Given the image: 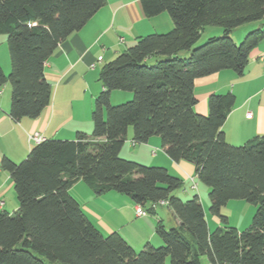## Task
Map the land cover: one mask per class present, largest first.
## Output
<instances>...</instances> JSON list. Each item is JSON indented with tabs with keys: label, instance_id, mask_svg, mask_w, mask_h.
Returning <instances> with one entry per match:
<instances>
[{
	"label": "trees",
	"instance_id": "16d2710c",
	"mask_svg": "<svg viewBox=\"0 0 264 264\" xmlns=\"http://www.w3.org/2000/svg\"><path fill=\"white\" fill-rule=\"evenodd\" d=\"M141 4L148 18L167 13L173 29L139 38L103 66L92 133L78 132L74 140L46 139L20 164L1 160L18 209L0 210V264H203L205 257L210 264H264V136L230 144L223 127L236 96L211 95L208 115H202L195 110L194 93L198 79L222 71L245 75L264 30L249 33L240 44L231 34L264 20V0ZM105 5L106 0H0V34L8 35L12 65L6 75L0 64V90L11 84L14 121L36 119L50 106L47 61ZM207 26L222 27L224 36L200 45ZM115 91L131 93L132 101L112 106ZM131 127L135 145L158 136L172 161L195 167L197 179L210 189L211 213L225 226L212 233L200 197H178L175 192L184 182L167 168L121 156ZM80 181L98 196L125 195L148 214L165 203L180 225H158L162 245L147 243L137 252L119 233L105 236L90 221L70 192ZM232 200L257 207L244 232L221 215Z\"/></svg>",
	"mask_w": 264,
	"mask_h": 264
},
{
	"label": "crops",
	"instance_id": "0c3cea01",
	"mask_svg": "<svg viewBox=\"0 0 264 264\" xmlns=\"http://www.w3.org/2000/svg\"><path fill=\"white\" fill-rule=\"evenodd\" d=\"M261 24L264 25V22ZM172 29L173 22L167 13L154 18L146 17L141 0H106V5L87 25L61 43L47 61L45 76L52 86L53 97L50 106L38 118L14 121L9 115L10 87H3L8 90L7 97L4 89L0 90V210L10 212L9 206L14 208V212L18 209V202L12 198L13 182L10 175L2 170L1 160L8 157L16 162L18 157L25 158L32 149L28 137L35 132H40L46 139L55 140H74L78 132L91 134L95 100L103 90L100 81L103 66L134 46L139 38L166 33ZM263 55L264 41L252 52L244 76H238L233 71H222L195 82L194 93L198 99L195 110L199 114L208 115V99L213 94L233 93L236 96V105L223 127L226 140L235 146H241L257 136H264ZM6 70L9 73L4 70L5 74L9 75L10 60ZM125 95L126 99L132 97L131 94ZM248 114H252V118L249 119ZM155 137L137 148L136 157H126L123 149L121 156L143 164L164 167L169 171L173 165L177 172L172 174L183 182L184 176L187 184H190L192 173L196 177L195 167L172 161L162 150L161 138ZM130 139H133L131 129L127 141ZM153 147L160 148L162 154H153L155 151L151 153ZM187 184L183 183L184 191L178 192L180 188L176 195L188 200L196 195L194 192H200L205 210L210 204L208 198L203 197L199 187L194 190L191 184L186 186ZM70 192L103 235L119 233L135 250H142L147 243L162 245L156 234L158 225L168 229L180 225L172 210L165 204H158L154 213L138 218L136 205L125 195L109 192L98 196L83 181L78 182ZM9 195L12 199L10 205ZM207 220L210 221L209 218ZM212 222L214 225V220ZM208 225L211 231L212 227ZM207 261L209 262L208 259Z\"/></svg>",
	"mask_w": 264,
	"mask_h": 264
},
{
	"label": "rangeland",
	"instance_id": "374dc122",
	"mask_svg": "<svg viewBox=\"0 0 264 264\" xmlns=\"http://www.w3.org/2000/svg\"><path fill=\"white\" fill-rule=\"evenodd\" d=\"M264 22L263 21H260V22H256V23H249V24H246L242 27H239L237 29H235L233 31V33L231 34V36L233 37V39L238 43L240 44L241 42H243V40L245 39V37L257 30V29H263L264 28V25H262L261 23ZM224 36V29L222 27H217V26H207L205 27L204 31H203V34H202V39L200 41V45L206 43L209 39L211 38H218V37H222ZM187 57V56H186ZM186 59V58H184ZM8 60H10V64H11V57H10V53H9V47H8V35L6 34H0V64L1 66L4 68L5 72L8 74L9 73V70H6L7 69V65H8ZM11 69H12V65H11ZM6 86H9L10 87V99H11V94H12V87H11V84L8 83ZM4 91H5V97H7V88H3ZM125 94H131V93H126V92H118V91H115L114 92V95H112L111 97V105L112 106H119V105H123V104H126L130 101H132L133 97L131 98H125ZM132 131H133V127L130 128ZM155 138H158V137H155ZM142 145L141 144H138L136 145V147H134L133 145V142L132 140H128L126 141L124 147H123V154L126 156V157H129V158H134L136 157L135 156V153H137L138 151L137 148H140ZM139 150V149H138ZM153 151H156V154L158 155H161L162 154V150L160 148H154L151 150V153ZM28 155V154H27ZM27 155L23 157H18L16 158V163L20 164L22 163L23 161L26 160V157ZM153 156V155H152ZM154 157V156H153ZM127 159V158H126ZM129 161H132L130 159H128ZM146 162L148 163H154L152 160L148 161L146 160ZM137 163V162H136ZM184 164H187L191 167H193L192 164L188 163V162H183ZM140 164V162H139ZM143 165V163H142ZM145 166L147 167H156L152 164H144ZM176 169L175 167L172 165V169L170 170V173H175ZM179 173V172H178ZM180 175H182L181 173H179ZM174 175V174H172ZM183 176V175H182ZM191 177H195V175L192 173ZM184 178V183L187 184V180L186 178L183 176ZM195 179V182L198 184V187L200 188V191L203 195V197H207L208 200H209V203L211 204V201H210V198H209V187H207L206 185H204L203 183H201L197 177L194 178ZM190 184L192 185V181H190ZM190 184H187L186 186L190 185ZM184 191V188L182 187L178 192H183ZM14 196L12 197L13 200L15 199V202H18V199H17V194L15 192V189H14ZM178 192H176L175 194H178ZM197 192H194L193 194H196L197 195ZM199 196H200V199H201V203H202V198H201V194L200 192H198ZM183 198V196H182ZM191 199V198H190ZM9 205H10V200L11 199V196L9 195ZM184 201H187V198L184 197L183 198ZM208 205L207 208H205V213H206V217L210 219V221H208V224L211 225L212 227V230L211 232H215L219 227H222V226H225L221 220L219 219L218 216L214 215L213 213H211L210 211V207L211 205ZM2 206L4 204H1ZM203 205V203H202ZM9 211L11 213L14 212V208H12L11 206H9ZM257 213V207L253 204H250L244 200H232L230 201L226 206H224L222 209H221V215L224 216V217H227L228 218V223H229V226L231 227H235L237 228L240 232H244L246 231L247 229H249L253 223V219L255 217ZM212 220H214V225H213V222ZM157 248H159V246H156ZM137 252H139V250H136ZM203 264H209V262L207 261V258H203Z\"/></svg>",
	"mask_w": 264,
	"mask_h": 264
},
{
	"label": "built area",
	"instance_id": "2783aa9c",
	"mask_svg": "<svg viewBox=\"0 0 264 264\" xmlns=\"http://www.w3.org/2000/svg\"><path fill=\"white\" fill-rule=\"evenodd\" d=\"M262 61L264 62V55L262 56ZM99 61H102V58H99ZM247 117L250 119L252 118V114H248ZM29 143L30 145L33 147V146H36V145H39L40 143L46 141V138L43 134H41L40 132H35L33 134H30L29 135ZM134 147L136 146L134 143H133ZM155 152H153V154H155ZM191 181H192V188L194 190H197L198 189V184L195 182V179L194 178H191ZM161 204H165V203H161ZM148 215V212L144 209H142L141 207L139 206H136V216L138 218H142V217H145Z\"/></svg>",
	"mask_w": 264,
	"mask_h": 264
}]
</instances>
